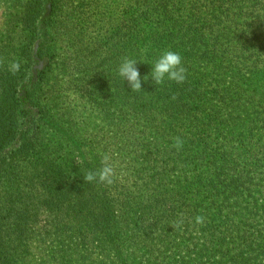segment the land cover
Masks as SVG:
<instances>
[{"label": "trees", "instance_id": "trees-1", "mask_svg": "<svg viewBox=\"0 0 264 264\" xmlns=\"http://www.w3.org/2000/svg\"><path fill=\"white\" fill-rule=\"evenodd\" d=\"M1 6L0 264H264V0ZM165 49L181 84L149 75ZM61 93L94 123L50 121ZM104 155L114 182H85Z\"/></svg>", "mask_w": 264, "mask_h": 264}, {"label": "clouds", "instance_id": "clouds-1", "mask_svg": "<svg viewBox=\"0 0 264 264\" xmlns=\"http://www.w3.org/2000/svg\"><path fill=\"white\" fill-rule=\"evenodd\" d=\"M137 62L138 61L135 59L124 57L118 67V75L123 78L124 81L128 82L132 91H139L142 89L140 72L136 67ZM19 67V63L14 62L10 66V70L15 74V72L19 71ZM149 75L155 85L164 83L165 79L181 84L186 80L187 69L183 66L182 57L178 52L165 49L154 61ZM144 79L147 80L148 76H145ZM174 139V147L179 149L183 146V141L180 137H175ZM110 161L111 157L109 155H104L101 159V167L95 171H89L84 174V181L111 185L114 182L116 170ZM195 222L197 224L202 223L203 217H195ZM180 223H182V220L178 221L174 226H179Z\"/></svg>", "mask_w": 264, "mask_h": 264}, {"label": "rangeland", "instance_id": "rangeland-1", "mask_svg": "<svg viewBox=\"0 0 264 264\" xmlns=\"http://www.w3.org/2000/svg\"><path fill=\"white\" fill-rule=\"evenodd\" d=\"M4 7L5 6H1L0 14L1 12H3ZM113 44H114V41L111 40L109 45H107L103 50L99 51L98 60H100V58L103 59V54L106 48L114 47V49L108 51V52L114 53V50L117 49V47L119 46H113ZM122 44H123V41H122ZM124 48L125 47H120V50ZM71 52H72L71 50H68L63 45H60L58 49V53H60L62 58H64L65 55H71L72 54ZM114 55L115 54L111 55L110 57L106 55L107 56L106 58L108 59L107 64L110 63L114 65L116 61V58L113 57ZM50 100L52 104H50V106L46 105L48 109H45L46 110L45 116L50 121H53V120L56 121V119L61 117L62 119H64L62 120V122L64 123H94L95 119H94L93 111H91L90 108L82 109V105L80 104V99L78 96L74 94L66 95L64 93H61L59 96H57L56 94L54 95V97H50ZM57 100L59 101V103H61L58 106L55 105V102Z\"/></svg>", "mask_w": 264, "mask_h": 264}]
</instances>
